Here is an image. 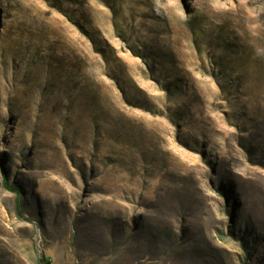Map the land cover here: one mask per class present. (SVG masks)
<instances>
[{"label":"rangeland","instance_id":"374dc122","mask_svg":"<svg viewBox=\"0 0 264 264\" xmlns=\"http://www.w3.org/2000/svg\"><path fill=\"white\" fill-rule=\"evenodd\" d=\"M0 164V264H264V0H0Z\"/></svg>","mask_w":264,"mask_h":264},{"label":"trees","instance_id":"16d2710c","mask_svg":"<svg viewBox=\"0 0 264 264\" xmlns=\"http://www.w3.org/2000/svg\"><path fill=\"white\" fill-rule=\"evenodd\" d=\"M2 166H1V164H0V168H1ZM4 185H5V188L7 189V190H9L10 192H12V193H15L17 196H18V200L20 201V199H21V197H22V195H23V192H22V190L20 189V188H17L16 186H12V185H10L6 180L4 181Z\"/></svg>","mask_w":264,"mask_h":264}]
</instances>
